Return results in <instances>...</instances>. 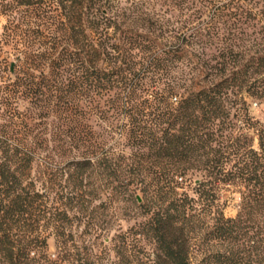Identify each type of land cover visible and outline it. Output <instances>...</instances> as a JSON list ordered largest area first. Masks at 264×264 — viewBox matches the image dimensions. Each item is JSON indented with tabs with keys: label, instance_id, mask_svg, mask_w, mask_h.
Returning <instances> with one entry per match:
<instances>
[{
	"label": "trees",
	"instance_id": "16d2710c",
	"mask_svg": "<svg viewBox=\"0 0 264 264\" xmlns=\"http://www.w3.org/2000/svg\"><path fill=\"white\" fill-rule=\"evenodd\" d=\"M0 14V264H58L49 237L66 251L98 199L144 215L106 235L117 260L102 264H264L250 103L264 104V0H0Z\"/></svg>",
	"mask_w": 264,
	"mask_h": 264
},
{
	"label": "rangeland",
	"instance_id": "374dc122",
	"mask_svg": "<svg viewBox=\"0 0 264 264\" xmlns=\"http://www.w3.org/2000/svg\"><path fill=\"white\" fill-rule=\"evenodd\" d=\"M5 23L6 17L0 14V33ZM250 103L252 114L264 122V104H260L254 98H250ZM188 189L192 193L191 187ZM224 192L227 198L225 214L235 216L239 209V190L231 186L225 188ZM72 213L74 214V211ZM81 216L82 218L76 221L78 224L76 232L73 237L69 238L66 251L58 246L54 235L48 239L47 253L51 259L60 260L58 264H79L84 256L85 244L93 252L94 259L97 260L96 264L117 260L113 243L105 239L106 235L113 237L121 228L125 230L144 218L138 204L121 199L112 203H102V200L98 199L82 209Z\"/></svg>",
	"mask_w": 264,
	"mask_h": 264
}]
</instances>
